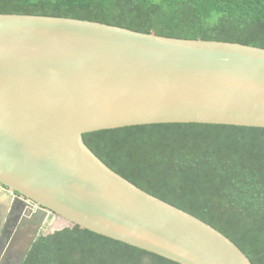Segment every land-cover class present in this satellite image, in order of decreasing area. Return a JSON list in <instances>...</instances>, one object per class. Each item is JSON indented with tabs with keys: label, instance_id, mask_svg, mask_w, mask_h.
Segmentation results:
<instances>
[{
	"label": "water",
	"instance_id": "1",
	"mask_svg": "<svg viewBox=\"0 0 264 264\" xmlns=\"http://www.w3.org/2000/svg\"><path fill=\"white\" fill-rule=\"evenodd\" d=\"M190 122L264 127V48L0 13V206L16 213V242L29 235L0 264L9 253L23 264L52 216L180 264H253L211 224L114 171L83 138Z\"/></svg>",
	"mask_w": 264,
	"mask_h": 264
},
{
	"label": "trees",
	"instance_id": "2",
	"mask_svg": "<svg viewBox=\"0 0 264 264\" xmlns=\"http://www.w3.org/2000/svg\"><path fill=\"white\" fill-rule=\"evenodd\" d=\"M0 13L64 16L264 48V0H0ZM83 138L114 171L211 224L253 264H264V127L152 123ZM7 255L4 264H15L14 254ZM23 264L180 263L70 224L41 233Z\"/></svg>",
	"mask_w": 264,
	"mask_h": 264
},
{
	"label": "flooded vegetation",
	"instance_id": "3",
	"mask_svg": "<svg viewBox=\"0 0 264 264\" xmlns=\"http://www.w3.org/2000/svg\"><path fill=\"white\" fill-rule=\"evenodd\" d=\"M15 211H11L10 209H5L4 207L0 206V255L4 250L11 249V251L14 253L17 250L22 252L21 249V243L27 241L29 238V235L26 234L23 238L19 239L17 242L16 240L18 239V236L16 239H14V234L13 232L14 227L16 225L14 219H15ZM3 257V254L0 257ZM20 258V256L18 257Z\"/></svg>",
	"mask_w": 264,
	"mask_h": 264
},
{
	"label": "rangeland",
	"instance_id": "4",
	"mask_svg": "<svg viewBox=\"0 0 264 264\" xmlns=\"http://www.w3.org/2000/svg\"><path fill=\"white\" fill-rule=\"evenodd\" d=\"M71 223L64 219V218H61V217H58V216H52L48 222L45 224V228H44V232L45 233H49L51 231H54L56 229H60V228H63L65 226H68L70 225Z\"/></svg>",
	"mask_w": 264,
	"mask_h": 264
}]
</instances>
